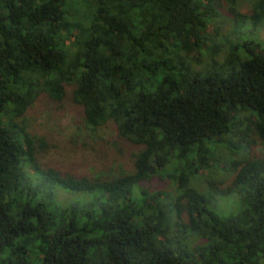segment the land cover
<instances>
[{
    "label": "trees",
    "instance_id": "16d2710c",
    "mask_svg": "<svg viewBox=\"0 0 264 264\" xmlns=\"http://www.w3.org/2000/svg\"><path fill=\"white\" fill-rule=\"evenodd\" d=\"M253 1L246 16L239 0H0V264H264V42L241 39L264 22ZM223 8L236 36L220 61ZM40 96L114 123L121 150L93 143L130 168L43 162L49 141L16 122ZM156 177L174 192L145 186Z\"/></svg>",
    "mask_w": 264,
    "mask_h": 264
},
{
    "label": "rangeland",
    "instance_id": "374dc122",
    "mask_svg": "<svg viewBox=\"0 0 264 264\" xmlns=\"http://www.w3.org/2000/svg\"><path fill=\"white\" fill-rule=\"evenodd\" d=\"M253 0H239L238 10L246 15L250 16L253 9ZM218 33L214 37L216 43L220 46L219 60L223 61L226 58L228 52V41L234 40L236 36L234 34L235 19L229 12L223 8L221 12V18L217 22ZM243 36L244 40H260L264 42V22L260 25L259 29L252 31V26L249 21L245 23ZM202 64L197 66L199 69H206L210 64V58L207 54L202 56ZM19 125L26 128L30 135L34 138H45L50 143V150L46 152L43 162L51 163L53 167L62 170L64 172L95 176L98 173H106L111 168H119L125 166L130 168V162L127 158L121 157L120 154L113 150L101 152L99 154L96 150L93 141H108L112 143V147L115 151L121 146L117 142V130L114 123H109L106 127L100 129H93L88 126L84 120L82 109L66 100L63 106L58 103L50 102L48 99H44L40 96L31 108L27 111L24 117L16 121ZM97 141V142H98ZM104 143V142H103ZM97 144V143H96ZM111 145V144H110ZM257 155H264V146L258 145L254 147ZM218 153L227 157V150L220 149ZM102 156V158H101ZM115 158H114V157ZM113 157V158H112ZM108 158V161H102ZM224 170H220L217 173H213L212 177L216 180L226 178L223 187L229 186L231 178L229 172L226 171L225 164L221 163ZM227 165V164H226ZM209 172L203 173L200 177L194 179V185L200 189L205 190ZM211 180V178H209ZM154 191L174 192V187L171 183L165 179L156 177L151 183L145 185ZM77 196L71 193L60 191L58 198L60 202H68L75 199ZM221 206L228 207L233 206L230 210H235L233 198H219Z\"/></svg>",
    "mask_w": 264,
    "mask_h": 264
}]
</instances>
